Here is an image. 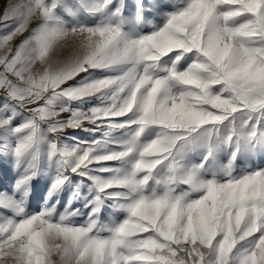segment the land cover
<instances>
[{
  "label": "snow or ice",
  "instance_id": "obj_1",
  "mask_svg": "<svg viewBox=\"0 0 264 264\" xmlns=\"http://www.w3.org/2000/svg\"><path fill=\"white\" fill-rule=\"evenodd\" d=\"M0 264H264V0H0Z\"/></svg>",
  "mask_w": 264,
  "mask_h": 264
},
{
  "label": "rangeland",
  "instance_id": "obj_2",
  "mask_svg": "<svg viewBox=\"0 0 264 264\" xmlns=\"http://www.w3.org/2000/svg\"><path fill=\"white\" fill-rule=\"evenodd\" d=\"M74 136H83L84 133L80 132V131H75L73 133H71ZM46 184L47 181L45 179H41L38 178L35 182V192H34V198L36 196L42 195L43 192L46 190Z\"/></svg>",
  "mask_w": 264,
  "mask_h": 264
}]
</instances>
